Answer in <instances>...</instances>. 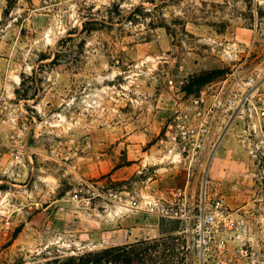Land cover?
Returning <instances> with one entry per match:
<instances>
[{"label": "rangeland", "instance_id": "rangeland-1", "mask_svg": "<svg viewBox=\"0 0 264 264\" xmlns=\"http://www.w3.org/2000/svg\"><path fill=\"white\" fill-rule=\"evenodd\" d=\"M114 3L147 12L110 19ZM9 4L0 0V264H65L114 246L133 264H199L191 224L146 200L187 181L165 130L192 94L235 70L264 75V0ZM89 17L101 23L82 33ZM230 125L194 170L190 201L205 184L211 209L264 245V158L243 141L248 122Z\"/></svg>", "mask_w": 264, "mask_h": 264}, {"label": "built area", "instance_id": "built-area-1", "mask_svg": "<svg viewBox=\"0 0 264 264\" xmlns=\"http://www.w3.org/2000/svg\"><path fill=\"white\" fill-rule=\"evenodd\" d=\"M261 75L235 70L221 80L207 83L177 110L165 130L169 150L179 161L189 164L187 181L168 194L163 191L160 198L150 196L146 205L164 218L184 219L187 230L191 224L188 239L199 264H264V245H260L259 236L241 218L211 209L212 205L206 201L205 184L200 200L190 201L191 179L198 176L194 170L198 164L210 161L227 127L237 118L248 122L243 130L248 152L264 158V75ZM204 177L207 178V172Z\"/></svg>", "mask_w": 264, "mask_h": 264}, {"label": "trees", "instance_id": "trees-1", "mask_svg": "<svg viewBox=\"0 0 264 264\" xmlns=\"http://www.w3.org/2000/svg\"><path fill=\"white\" fill-rule=\"evenodd\" d=\"M15 2V0H10L9 7L12 6V4ZM8 7V8H9ZM6 12H8L6 10ZM108 16L110 19L113 18V16L116 14L119 16V19H123L126 22H136L139 18L146 15V8L142 5L136 6L132 11L125 14L122 9L120 8V5L118 3H114L113 7H107ZM92 17H89V20L83 22V28L81 30L82 33H90L95 28H90L88 25L91 24H100L101 22L99 20H90ZM162 23V22H160ZM160 26H163L164 24H159ZM83 42V41H82ZM60 53L58 52L56 56L52 59L51 63L57 62V59L59 58ZM49 58L44 57L43 59ZM210 75L205 74L203 76H200L196 79V84H202L204 82L209 81ZM24 98H27L26 96ZM84 187L86 185H83ZM128 246H114L110 248H106L102 251L98 252H89L86 255H80L77 257L70 258L65 264H107L109 261L114 262H124L126 264H133V258L128 254L127 250ZM132 256H135V253H132Z\"/></svg>", "mask_w": 264, "mask_h": 264}, {"label": "crops", "instance_id": "crops-1", "mask_svg": "<svg viewBox=\"0 0 264 264\" xmlns=\"http://www.w3.org/2000/svg\"><path fill=\"white\" fill-rule=\"evenodd\" d=\"M154 147H155V144H151V146L149 147V149H147V152L148 151H152L153 149H154ZM143 161H144V159H141V163H143ZM136 165L138 164V163H135ZM139 165V164H138ZM156 180V179H155ZM131 240H126V242H130Z\"/></svg>", "mask_w": 264, "mask_h": 264}, {"label": "bare ground", "instance_id": "bare-ground-1", "mask_svg": "<svg viewBox=\"0 0 264 264\" xmlns=\"http://www.w3.org/2000/svg\"><path fill=\"white\" fill-rule=\"evenodd\" d=\"M231 126V125H230ZM207 177H208V174H207Z\"/></svg>", "mask_w": 264, "mask_h": 264}]
</instances>
